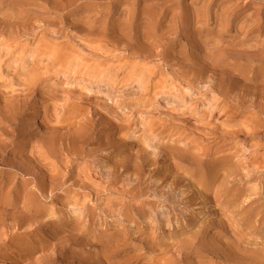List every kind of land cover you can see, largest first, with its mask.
Returning a JSON list of instances; mask_svg holds the SVG:
<instances>
[{"label":"rangeland","instance_id":"1","mask_svg":"<svg viewBox=\"0 0 264 264\" xmlns=\"http://www.w3.org/2000/svg\"><path fill=\"white\" fill-rule=\"evenodd\" d=\"M0 264H264V0H0Z\"/></svg>","mask_w":264,"mask_h":264}]
</instances>
